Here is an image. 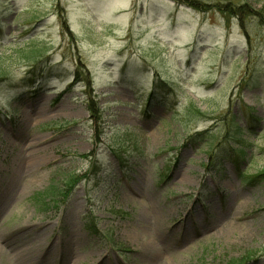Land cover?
Here are the masks:
<instances>
[{"label": "rangeland", "instance_id": "rangeland-1", "mask_svg": "<svg viewBox=\"0 0 264 264\" xmlns=\"http://www.w3.org/2000/svg\"><path fill=\"white\" fill-rule=\"evenodd\" d=\"M198 1L0 0V264H264V0Z\"/></svg>", "mask_w": 264, "mask_h": 264}, {"label": "trees", "instance_id": "trees-1", "mask_svg": "<svg viewBox=\"0 0 264 264\" xmlns=\"http://www.w3.org/2000/svg\"><path fill=\"white\" fill-rule=\"evenodd\" d=\"M191 5L195 8H200V4H199V1L198 0H194L193 3H191ZM241 135V134H240ZM239 135V136H240ZM239 145H240V142H239ZM239 152L242 154V155H245V152L243 150H239ZM263 175L262 174H258L256 175L255 177L256 178H260L261 176ZM254 178V177H253ZM62 194H65L64 192H62ZM242 260H233L231 264H240Z\"/></svg>", "mask_w": 264, "mask_h": 264}]
</instances>
